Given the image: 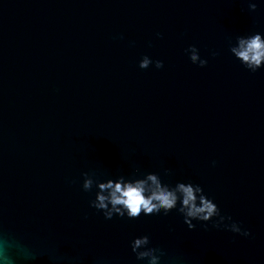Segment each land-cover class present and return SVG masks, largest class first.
<instances>
[{
	"label": "water",
	"instance_id": "95a60500",
	"mask_svg": "<svg viewBox=\"0 0 264 264\" xmlns=\"http://www.w3.org/2000/svg\"><path fill=\"white\" fill-rule=\"evenodd\" d=\"M255 34L264 0H0L8 264H264V66L232 51ZM149 174L215 214L96 206Z\"/></svg>",
	"mask_w": 264,
	"mask_h": 264
},
{
	"label": "clouds",
	"instance_id": "9594fccd",
	"mask_svg": "<svg viewBox=\"0 0 264 264\" xmlns=\"http://www.w3.org/2000/svg\"><path fill=\"white\" fill-rule=\"evenodd\" d=\"M232 51L242 63L253 70L264 66V37L260 34L240 39L239 46ZM192 59L195 61L197 57L193 56ZM147 63L145 60L142 66H146ZM90 185L91 181L85 182L86 188ZM99 188L102 191L98 194L96 206L103 209L107 208V203H111L112 209L108 211V216H111L112 211L127 215L131 219L139 218L141 215H159L161 211L167 214L176 208L178 201L181 204L179 210L185 213L186 222L188 217L207 219L216 212V205L213 202L202 195L198 197L200 188L184 183L178 184L175 189L168 188L155 174H149L146 179L127 182L122 179L109 180L101 183ZM147 243V238L137 239L134 248ZM0 264H8V258L3 253H0ZM152 264H156L155 257Z\"/></svg>",
	"mask_w": 264,
	"mask_h": 264
}]
</instances>
